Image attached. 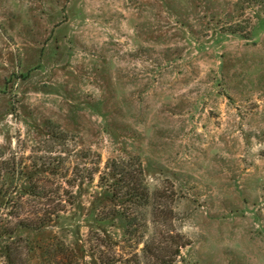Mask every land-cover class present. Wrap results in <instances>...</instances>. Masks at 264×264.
<instances>
[{
	"label": "rangeland",
	"instance_id": "374dc122",
	"mask_svg": "<svg viewBox=\"0 0 264 264\" xmlns=\"http://www.w3.org/2000/svg\"><path fill=\"white\" fill-rule=\"evenodd\" d=\"M151 235L264 264V0H0V264H145Z\"/></svg>",
	"mask_w": 264,
	"mask_h": 264
},
{
	"label": "trees",
	"instance_id": "16d2710c",
	"mask_svg": "<svg viewBox=\"0 0 264 264\" xmlns=\"http://www.w3.org/2000/svg\"><path fill=\"white\" fill-rule=\"evenodd\" d=\"M59 135H62L59 133ZM63 136H65L63 134ZM72 186V184H71ZM128 196L130 198H149L148 191L146 188H141L137 184H135L132 188L128 190ZM57 194V193H56ZM59 194V193H58ZM49 195V191H48ZM66 199H71L72 198V192H67L66 194ZM128 197V198H129ZM69 204V203H68ZM65 209L58 208L57 206H51L48 208V226L58 217H60L61 213L64 212ZM124 222L125 225L127 226V229L129 227H134L132 224V219L131 216L128 213L122 212L120 215ZM23 228H31V224H25L22 223L20 224ZM42 227L36 228V230H41ZM134 233L133 230L129 231L127 230V234H132ZM181 238L179 236H169L165 237L161 240H156L155 236L151 235L150 237L147 238V240L144 242V246L142 248L143 252V260L145 261V264H150L154 262L156 264H173L175 261V258L179 256L180 249L182 248V245L178 244L180 242ZM55 246L59 244H54ZM169 249V251H168ZM55 250H61L62 252H66L65 256L69 259L67 263H59L55 261H48V264H78V261H74L69 257V252H72L67 246H58L55 248ZM55 250H51L54 251ZM50 251V252H51ZM56 257H53L55 259ZM49 259V258H48Z\"/></svg>",
	"mask_w": 264,
	"mask_h": 264
}]
</instances>
